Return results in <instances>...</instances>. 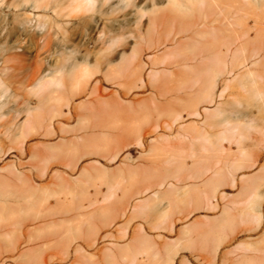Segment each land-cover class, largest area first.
<instances>
[{
    "label": "rangeland",
    "instance_id": "1",
    "mask_svg": "<svg viewBox=\"0 0 264 264\" xmlns=\"http://www.w3.org/2000/svg\"><path fill=\"white\" fill-rule=\"evenodd\" d=\"M165 4L0 0V264H264V81Z\"/></svg>",
    "mask_w": 264,
    "mask_h": 264
},
{
    "label": "bare ground",
    "instance_id": "2",
    "mask_svg": "<svg viewBox=\"0 0 264 264\" xmlns=\"http://www.w3.org/2000/svg\"><path fill=\"white\" fill-rule=\"evenodd\" d=\"M75 1L74 10L88 9L93 2V0ZM30 6L37 9L42 4L32 1ZM156 12L167 17L171 24V32L175 34L190 32L183 42L189 49L186 59L195 61V64H205L207 67L208 65L222 66L224 69L225 67L232 69L238 66H252L257 70L256 78L264 81V0H166V4L158 7ZM189 16L194 17L192 24L187 29L181 28V18ZM155 28L158 32L159 26ZM208 35L212 36V40H206ZM159 43L158 40L157 44ZM126 60L127 58L123 59L124 62ZM227 126L229 128L226 130L230 134L227 140L241 145V132L238 125ZM221 138L222 141L226 140V137L221 136ZM240 162L239 160V166L242 165ZM182 165L186 172L193 168L185 159ZM209 169L210 167H205V170ZM232 171L228 170V173L231 174ZM162 180L164 179L162 178L160 182ZM211 186H214L212 181L206 183L205 190H202L206 202L211 200L207 193L208 187ZM248 206V208L253 207Z\"/></svg>",
    "mask_w": 264,
    "mask_h": 264
},
{
    "label": "crops",
    "instance_id": "3",
    "mask_svg": "<svg viewBox=\"0 0 264 264\" xmlns=\"http://www.w3.org/2000/svg\"><path fill=\"white\" fill-rule=\"evenodd\" d=\"M148 237H150V236H146L145 233L140 229L137 232V235L135 236V241L137 243H144L146 240H149V239H147ZM153 241H151L152 248L154 247V244H156ZM149 245H150V243H149ZM128 249H129V246H125V247H123V248L120 249V252L121 251L122 252H125V251L127 252ZM138 249H142V248L141 247L135 248V251H138ZM126 252L118 256V258L116 260V264H127L129 261H132L133 258H130ZM101 253H102V256H103L101 262H98L97 260H93L92 264H113L112 262H110L108 260V257H112V256L115 255V253L113 252L112 249L108 248L107 251H102ZM91 256L92 257H95L94 254H91Z\"/></svg>",
    "mask_w": 264,
    "mask_h": 264
}]
</instances>
